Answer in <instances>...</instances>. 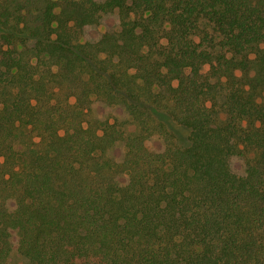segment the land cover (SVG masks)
<instances>
[{
  "label": "trees",
  "instance_id": "1",
  "mask_svg": "<svg viewBox=\"0 0 264 264\" xmlns=\"http://www.w3.org/2000/svg\"><path fill=\"white\" fill-rule=\"evenodd\" d=\"M14 235L29 264H264V0H0V264Z\"/></svg>",
  "mask_w": 264,
  "mask_h": 264
},
{
  "label": "rangeland",
  "instance_id": "2",
  "mask_svg": "<svg viewBox=\"0 0 264 264\" xmlns=\"http://www.w3.org/2000/svg\"><path fill=\"white\" fill-rule=\"evenodd\" d=\"M207 69L208 66L204 68V70ZM150 113L158 122L163 123L168 128V130L173 135L174 141L178 146L187 147L190 145L191 131L187 126L177 123L173 119V117L170 114H168L165 110L157 109L155 107H150ZM136 130H137L136 124H130L127 127V133L132 134L135 133ZM155 143H157V140L155 141ZM17 239H18L17 236L14 235L13 237L14 248L8 257L6 264H29L28 260L25 257H23L17 250Z\"/></svg>",
  "mask_w": 264,
  "mask_h": 264
}]
</instances>
